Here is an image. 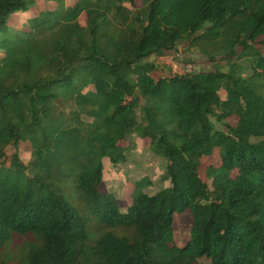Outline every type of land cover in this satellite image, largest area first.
I'll use <instances>...</instances> for the list:
<instances>
[{
  "label": "trees",
  "instance_id": "1",
  "mask_svg": "<svg viewBox=\"0 0 264 264\" xmlns=\"http://www.w3.org/2000/svg\"><path fill=\"white\" fill-rule=\"evenodd\" d=\"M47 1L12 30L37 0H0V264H264V0ZM183 41L230 70L157 79L150 58ZM135 133L170 186L142 179L123 208L101 190L104 158L126 161Z\"/></svg>",
  "mask_w": 264,
  "mask_h": 264
},
{
  "label": "rangeland",
  "instance_id": "2",
  "mask_svg": "<svg viewBox=\"0 0 264 264\" xmlns=\"http://www.w3.org/2000/svg\"><path fill=\"white\" fill-rule=\"evenodd\" d=\"M139 8H144L145 0H134ZM47 0H37V5L32 7L29 11L13 14L10 19L11 29H28V20L37 16L43 8H46ZM128 6L135 8L127 2ZM81 22L86 23V17H81ZM263 37L260 38L262 40ZM260 51L264 54V44H259ZM3 53L0 51V57ZM155 62L157 68L154 76L158 79L164 75H172L175 73H188L200 70H214L217 69V64H221L223 71H229L231 64L229 61H212L204 55L200 49L190 45L188 41L181 42L176 50H172L166 55H154L150 58ZM241 66L242 75L249 77L252 73V68L248 59H235ZM223 97L226 92L222 91ZM140 109H138V114ZM218 128H223L216 118H213ZM228 122L236 125L238 122L237 116L228 118ZM150 138H144L138 134L130 136L133 149L127 152L126 161L113 165L109 158H104L105 173L104 181L101 185L103 192H112L116 195L120 205L123 208L129 206L133 201V192L136 187V182L147 178L149 186L145 188L146 192L154 193L164 187L170 186L169 180L166 179L167 160L164 157H158L149 150L151 144ZM123 146H128V141L120 142ZM9 154L14 152L13 147L7 149ZM21 157L24 162L29 163L32 158V146L30 142L22 144ZM221 159L219 152L216 150L213 156H206L202 159L201 174L206 178L205 170L210 164H220ZM175 243L179 246H184L191 238L192 221L189 212L183 214L177 213L175 216ZM95 237V234H93ZM28 237L17 236L12 242V248L23 246L28 240Z\"/></svg>",
  "mask_w": 264,
  "mask_h": 264
}]
</instances>
